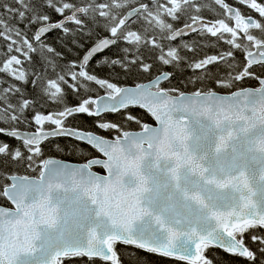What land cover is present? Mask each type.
<instances>
[{"label":"snow or ice","instance_id":"1","mask_svg":"<svg viewBox=\"0 0 264 264\" xmlns=\"http://www.w3.org/2000/svg\"><path fill=\"white\" fill-rule=\"evenodd\" d=\"M121 246L264 264V0H0V264Z\"/></svg>","mask_w":264,"mask_h":264},{"label":"trees","instance_id":"2","mask_svg":"<svg viewBox=\"0 0 264 264\" xmlns=\"http://www.w3.org/2000/svg\"><path fill=\"white\" fill-rule=\"evenodd\" d=\"M55 35H56L55 33L49 35L48 41L53 42ZM112 51H114V49ZM110 54H111V52L105 53V55H110ZM69 58H71V55ZM102 74L107 75V72H103ZM121 83L132 84V80H124L123 77H121ZM173 84H176L177 86H181L177 83V81H173ZM253 84H254V81H246L245 82V85H247V86L253 85ZM184 90L190 91L192 89H191V86L189 85V87L187 89H184ZM69 101L71 103L76 102L75 98L71 94L69 95ZM130 111L132 112L133 115H136L138 117L143 118L146 122H149V123L151 122L150 116H148L147 113H145L142 109L134 108V109H131ZM104 118L107 120L119 122L121 120V115H119V114H106ZM74 123H79L81 126H83L85 128H92V125H93L92 119L87 117L86 115H79L76 118V121H74ZM131 127L133 129H136V125H134V124L131 125ZM101 134L109 135V136L111 135L110 133L103 132V131L101 132ZM11 142L15 143L14 140H12ZM54 143H59L61 145H64L65 143H69V141H66L64 138H56ZM49 154L52 156H55L56 158H59V159L80 162V158L78 156H76L74 154H70L68 152H64V153L57 152L51 146H49ZM96 170L99 171V169H96ZM119 251L122 253L123 264H173V262L168 258H163V257H159L156 255L146 254L143 251H136V250L131 249V248H124L123 246L120 247ZM206 255L209 257V259L213 260V264H244V262L242 260L233 258V257L229 256L228 254H226L225 252H223V250H220L217 248L210 249L206 253ZM75 264H84V262L83 261H76Z\"/></svg>","mask_w":264,"mask_h":264},{"label":"water","instance_id":"3","mask_svg":"<svg viewBox=\"0 0 264 264\" xmlns=\"http://www.w3.org/2000/svg\"><path fill=\"white\" fill-rule=\"evenodd\" d=\"M128 85H131V84H128ZM144 111V110H143ZM152 120V119H151ZM152 123H154L153 121H152ZM63 160V159H62ZM65 161H68V162H72V163H76L75 161H69V160H65Z\"/></svg>","mask_w":264,"mask_h":264},{"label":"flooded vegetation","instance_id":"4","mask_svg":"<svg viewBox=\"0 0 264 264\" xmlns=\"http://www.w3.org/2000/svg\"><path fill=\"white\" fill-rule=\"evenodd\" d=\"M229 2H233V0H229ZM255 81H254V84L253 85H249V86H254L255 85ZM245 86H247V85H245Z\"/></svg>","mask_w":264,"mask_h":264},{"label":"rangeland","instance_id":"5","mask_svg":"<svg viewBox=\"0 0 264 264\" xmlns=\"http://www.w3.org/2000/svg\"><path fill=\"white\" fill-rule=\"evenodd\" d=\"M102 94V93H101Z\"/></svg>","mask_w":264,"mask_h":264}]
</instances>
